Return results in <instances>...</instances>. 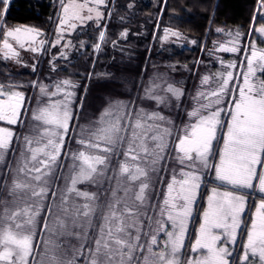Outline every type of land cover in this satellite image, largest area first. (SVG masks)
Instances as JSON below:
<instances>
[{
  "label": "snow or ice",
  "instance_id": "obj_1",
  "mask_svg": "<svg viewBox=\"0 0 264 264\" xmlns=\"http://www.w3.org/2000/svg\"><path fill=\"white\" fill-rule=\"evenodd\" d=\"M8 3L0 0L5 14ZM104 3L94 0L97 7H92L84 0L74 17L91 20L95 12L99 19L98 6ZM260 3L264 7V0ZM85 8L87 16L81 15ZM252 31L264 34V26L253 25ZM20 35L19 28L4 33L6 58L18 56L7 37L18 41ZM232 35L234 41L240 36ZM219 50L241 51L235 43ZM243 67L240 76L218 73V87L199 92L187 121L179 125L157 109L180 107L172 100L179 101L183 89L167 82L166 87H146L141 99L155 101V108L136 109L123 101L110 105L99 120L81 128L75 141L80 148L70 153L66 138L75 120L74 93L67 88L74 85L65 80L55 91L39 86L48 99L31 110L35 123L23 136L18 158L13 145L19 137L0 127V165H5L0 192L7 189V198L0 199V264H264V195L242 227L245 190L264 194V49L251 43ZM209 79L204 76L203 83ZM19 87L0 84V121L7 125L23 119L27 98ZM57 96L62 98L53 101ZM66 157L70 163L64 175ZM209 170L217 184L190 234ZM53 235L77 241L69 245L71 254H58L62 245L53 242Z\"/></svg>",
  "mask_w": 264,
  "mask_h": 264
},
{
  "label": "trees",
  "instance_id": "obj_2",
  "mask_svg": "<svg viewBox=\"0 0 264 264\" xmlns=\"http://www.w3.org/2000/svg\"><path fill=\"white\" fill-rule=\"evenodd\" d=\"M65 1L9 0L6 14L5 5L0 4V35L7 27L21 25L39 27L47 31L48 35H53ZM263 12L260 0H108L103 20L98 24L90 22L86 27H80L71 37L78 48L73 58L51 63L50 57L44 55L37 63H27L30 70L13 72L11 63L0 53V84L38 82L43 79L53 86L61 84L64 87L62 82L70 81L74 87H68L67 91L74 93L72 106L75 131L89 114L96 117L108 99L126 100L136 107L142 100L144 88L153 72L166 71L173 84L184 91L175 114L174 122L179 125L187 121L186 113L195 104L193 98L203 77L212 75L207 67L195 64V60L208 63L211 58L204 50L218 43L235 42L241 51L226 55L225 58L236 59V67L232 70L234 76H240L245 70L244 50L251 43H255L258 49H264V36L252 31L253 25L264 26ZM123 33L127 35L125 39H122ZM172 33L197 41V47L187 49L182 48V44L173 43L162 46L163 39L175 36ZM235 33L240 34L236 41L232 35ZM19 90L26 94L30 105L29 117L36 100L35 88L21 85ZM18 128L19 141L13 145L16 152L24 124ZM71 132L68 135L69 144L74 133ZM13 160L10 156L11 164ZM205 177L190 234L198 228L209 188L217 184L213 181L211 170L205 173ZM4 191L0 192V199ZM246 195L248 202L243 227L249 223L254 205L261 198L256 189ZM241 239L242 235L238 240L236 255L239 254Z\"/></svg>",
  "mask_w": 264,
  "mask_h": 264
},
{
  "label": "rangeland",
  "instance_id": "obj_3",
  "mask_svg": "<svg viewBox=\"0 0 264 264\" xmlns=\"http://www.w3.org/2000/svg\"><path fill=\"white\" fill-rule=\"evenodd\" d=\"M87 2H88L89 6L97 7L94 4V1L93 2L87 1ZM81 3H84V1L66 0L65 3H64L63 7L67 8V11L64 12L63 19H62L63 23H62V21L60 22L61 23V27L59 28L58 33H56V35H55V37L53 39V43H52L53 47L52 48H55V51L58 50V52H54L53 53L54 57L50 61L51 63H53V61L58 58L57 55H59L60 57H62L64 59L69 58V56L71 55V50L74 48V43L72 42V40H69V36H70L71 32L73 31V29L75 27L80 26V25L82 26V25H85V24L90 23V22L98 24L103 19L104 10H105V7H106L107 0H105V3L103 5L98 6V10L102 14L101 18L97 19L96 15H95V12H93L91 14L92 15V19L91 20H88V19H83L82 20V19H78V18L74 17V12L78 10V5H80ZM81 15H83V16H87L88 15L87 8H85L81 12ZM126 37H127V35L125 33H123L122 34V39H125ZM170 38H171V40L169 41ZM171 43L180 44V45L182 44L181 47L182 48L185 47L187 49H194L195 47H197V41L191 40L190 38H182L179 35H175V36L169 37V38H167L165 40H162V44L161 45L162 46H167V45H169ZM233 43H235V42L218 43L214 47H209L206 50H204L205 54L208 55V57L211 58V61H209L208 63H206L205 60H195V64H197V65L200 64L204 68L207 67L209 73L212 74V75H208V74L205 75V76H209V78H210L209 82L207 84L203 83V79H202L201 86H200L199 90L197 91L196 96H197V94L199 92L207 93L211 89H215V88L218 87V76H217V74L222 71L221 69H224V71H225L226 69H225L224 66L227 65L228 63H234V59H235V58H232V57L229 58V59H226L225 56L226 55H233V54L236 53V52L220 51L219 48H220L221 45H223L224 47H232ZM238 45L239 44L235 43V46L237 48H238ZM222 61H223V64H222ZM235 61H236V59H235ZM10 63L12 64L11 68H12L13 72H21V71L25 72V71L30 70L29 66H27V68L26 67L25 68H21V67L15 66V64L12 61ZM210 68H213V70L211 71ZM232 69H227V70L233 72ZM205 72H206V70H205ZM165 82H167L168 84H172L175 87H178L177 85L173 84V82L169 79V75H168V73L166 71L155 70L153 72L152 78L150 80H148L145 88L146 87H151L154 84H159L162 87H166V83ZM10 85H19V86L23 85V86H26V87L31 85V86H33V88H35L36 100H35L31 110L36 109L39 105L43 104L48 99L47 97L43 96L40 93L39 86H44V87L48 88L49 91H55V89H56V86H53L52 84L44 82L43 79H41L38 82L32 81V82H29V83L28 82L26 83V82H19L18 81V82L11 83ZM16 90H19V88H17ZM156 92L158 94H160V95H164L163 91L160 88L156 89ZM143 95H144V91H143ZM143 95H142V97H143ZM61 98L52 97V100L55 101V100L61 99ZM180 100L176 101L175 99H173L172 100V104H179ZM118 101H123L125 104H128V101H126V100H121V99H113L112 100V99H108V101L106 100V104L104 105V107L98 113V115L96 117H94V116L89 114L88 118L85 121H83L81 124H79V126L77 127V129L75 131L73 130L74 123L72 122V124L70 125V128H71V131H73L74 133H73V137H72V140H71L70 144H69V137L66 138L67 142H68V144L66 145L67 152L70 153V152L76 151L78 148H80V145H78L75 141L80 136L81 128L82 127H88V126L92 125L95 121L99 120V118H100L101 114L104 112V110L106 108H108L110 105L116 104V102H118ZM194 103H196L195 100H194ZM140 107H144V108H147L149 110H152L153 108L156 107L155 101L143 100L142 99L140 101V103L136 106V109H139ZM177 109H178V107H170V106L161 105L160 108L157 109V110L158 111H162V113L164 115L170 116L173 119V121H175V114H176ZM72 110L74 112V106H72ZM30 116H31V112H30ZM30 116L28 117L27 121L24 124V129H23V132H22V138L20 140V144L17 147V152H16V157L17 158L19 157V151H20L21 145L23 144V136L29 132L32 124L35 123L34 121H32L30 119ZM18 125H21V122L16 124V125H7L6 123H1L0 122V127L4 126V127L11 128L16 133V135H17V130H19V128H18L19 126ZM69 134H72V132L69 133ZM7 161L10 162V156L7 158ZM63 163H64V172H63V174L66 175L67 172H68L67 165L70 163V157H66L63 160ZM4 166L5 165H0V167H4ZM12 167L13 168L16 167V160L15 159L13 160ZM2 175H3V173H0V176H2ZM11 179H12V173L9 174V178H8L9 183L11 182ZM213 181H214V178H213ZM58 183L61 186H63L64 185L63 178H60L58 180ZM210 188H209V194H210ZM92 190H96L95 186H93ZM245 191H246L247 194H250V193H253L254 189L252 191H249V190H245ZM256 193L258 194L257 190H256ZM199 196H200V193H199ZM199 196H198L197 202L199 201ZM2 198H7V189L6 188H5L4 194L1 197V199ZM197 202L194 205L193 217L195 215V207L197 205ZM18 203H20L22 205L23 202L20 201ZM205 205H207V199L205 201ZM2 207H3V205H1L0 208H2ZM9 207L12 208L13 206L9 205ZM205 208H206V206H205ZM246 211H247V204H246L245 214H246ZM245 214H244V216H245ZM193 217H192V220H191L190 225H189V233H190L191 226L193 224ZM242 227H243V225H242ZM45 235L47 237V234H45ZM50 238L53 240V242L62 245V247L57 249L58 254H60V255H63L65 252H68L69 254H71V248H70L69 245H76L77 244V241L74 238H71V237H66V236L57 237V236L53 235ZM239 238H240V236H238V240H239ZM41 247H43V244H41ZM233 255L235 256L236 252ZM37 258H39V257H37Z\"/></svg>",
  "mask_w": 264,
  "mask_h": 264
},
{
  "label": "flooded vegetation",
  "instance_id": "obj_4",
  "mask_svg": "<svg viewBox=\"0 0 264 264\" xmlns=\"http://www.w3.org/2000/svg\"><path fill=\"white\" fill-rule=\"evenodd\" d=\"M79 1H84V0H79ZM89 2H93L94 0H87ZM108 2V0H107ZM107 6V3H106ZM106 8V7H105ZM65 12V7H63L60 11L59 17H58V21H57V25H56V29L53 33V35H48L47 31L40 29L39 27H29V26H25V25H21V26H14L12 28H5L3 30V33L0 35V53L1 55L4 57L5 60L9 61V62H13L15 64V66L21 67V68H27V63L29 61L35 62L37 63V61L44 55H48L50 57V61L53 59L54 57V52H58V50L55 51V48H52V43H53V39L56 35V33H58L59 28L61 27V21L63 19V15ZM105 13V10H104ZM104 18V15H103ZM103 20V19H102ZM88 24V23H87ZM87 24L85 25H80L77 26L73 29V31L71 32L70 36H69V40H72L71 37L74 35V33L80 28V27H86ZM16 28H22L23 30L25 29H34L36 31H33V35L30 36V38H24V36L20 35L19 40H15L11 37H7V39L9 40V43L12 44V47L14 49L15 52L18 53V56H12L11 53L8 54V57L6 58L5 56V50L3 47V41L6 38L4 36V33L8 30H13ZM264 36V34H262ZM170 37V36H169ZM172 37V36H171ZM165 40V39H163ZM171 40V38L169 39V41ZM36 49V51H33L32 49ZM78 53V48L76 45H74V48L71 50V55L69 56L70 58H73L74 54ZM58 54V53H57ZM58 58L56 60H54L53 62L56 61H62L64 60V58L60 57L59 55H57ZM12 65V64H11ZM24 72V71H22ZM239 76V74H238ZM20 91V90H19ZM26 97V94H24ZM27 98V97H26ZM28 102V101H27ZM26 102L25 105V109L24 111V115H23V119L21 122V125L25 124V122L27 121V117L29 115V109H30V105L29 103ZM1 123H6L3 121H0ZM19 126V125H18ZM4 127V126H2Z\"/></svg>",
  "mask_w": 264,
  "mask_h": 264
},
{
  "label": "water",
  "instance_id": "obj_5",
  "mask_svg": "<svg viewBox=\"0 0 264 264\" xmlns=\"http://www.w3.org/2000/svg\"><path fill=\"white\" fill-rule=\"evenodd\" d=\"M264 13V12H263ZM19 29H21V36H24V38H30V36H32L33 35V33L31 32V33H29V34H27V35H25L24 34V30L22 29V28H19ZM31 39V38H30Z\"/></svg>",
  "mask_w": 264,
  "mask_h": 264
},
{
  "label": "crops",
  "instance_id": "obj_6",
  "mask_svg": "<svg viewBox=\"0 0 264 264\" xmlns=\"http://www.w3.org/2000/svg\"><path fill=\"white\" fill-rule=\"evenodd\" d=\"M213 178H214V176H213ZM214 182H216L215 180H214ZM217 183V182H216ZM257 190V189H256ZM249 191H252V190H249ZM257 192H258V194L260 195V196H262V195H264V194H261L258 190H257ZM259 203V201L256 203V204H258ZM207 206V205H206Z\"/></svg>",
  "mask_w": 264,
  "mask_h": 264
}]
</instances>
